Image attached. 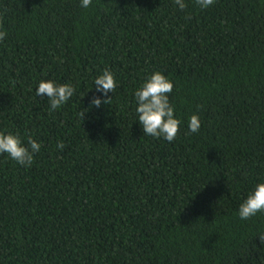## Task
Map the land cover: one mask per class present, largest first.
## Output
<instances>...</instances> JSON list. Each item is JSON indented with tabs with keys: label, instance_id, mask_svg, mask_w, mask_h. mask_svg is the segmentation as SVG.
<instances>
[{
	"label": "trees",
	"instance_id": "trees-1",
	"mask_svg": "<svg viewBox=\"0 0 264 264\" xmlns=\"http://www.w3.org/2000/svg\"><path fill=\"white\" fill-rule=\"evenodd\" d=\"M185 3L0 0V131L41 144L30 167L0 154V264H264V212L238 214L264 182V0ZM156 71L172 142L136 114ZM42 79L75 93L49 112Z\"/></svg>",
	"mask_w": 264,
	"mask_h": 264
},
{
	"label": "clouds",
	"instance_id": "clouds-1",
	"mask_svg": "<svg viewBox=\"0 0 264 264\" xmlns=\"http://www.w3.org/2000/svg\"><path fill=\"white\" fill-rule=\"evenodd\" d=\"M196 4L206 9L215 3V0H195ZM175 5L181 11L187 8L185 0H174ZM92 0H81V7L88 8ZM7 11V10H5ZM190 19V16L186 17ZM7 36L5 31H0V41ZM96 92H102L108 97L109 92H115L117 87L114 74L109 69H104L102 74L94 80ZM174 84L163 73L156 71L148 76L140 87L135 91L136 114L139 123L142 125L144 135L163 137L172 142L178 135L180 121L175 117L174 106L170 103L169 94L173 91ZM36 95H46L49 102L48 110L52 112L66 104L74 95L75 88L68 83L57 84L54 80H40ZM112 98L101 99L94 96L90 107H100L102 104H110ZM89 109L81 110L80 118L83 120L84 113ZM188 128L190 133H198L201 128V120L197 114L189 118ZM63 150L65 144L60 141L57 144ZM41 144L31 136L25 144L19 134L0 131V154L7 153L8 156L23 166L30 167L34 162V155L40 151ZM264 212V182L255 186L247 198L239 207V217L243 220L250 219L257 213ZM261 244H264V233L259 235Z\"/></svg>",
	"mask_w": 264,
	"mask_h": 264
}]
</instances>
